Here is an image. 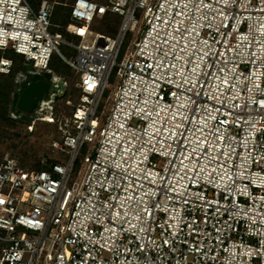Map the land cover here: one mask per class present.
<instances>
[{"label": "built area", "instance_id": "built-area-1", "mask_svg": "<svg viewBox=\"0 0 264 264\" xmlns=\"http://www.w3.org/2000/svg\"><path fill=\"white\" fill-rule=\"evenodd\" d=\"M57 4L0 0V73L18 54L16 93L55 90L9 117L59 133L46 169L0 155V264H264V0H72L71 37L120 16L88 46L50 31ZM53 54L80 72L72 106Z\"/></svg>", "mask_w": 264, "mask_h": 264}, {"label": "rangeland", "instance_id": "rangeland-1", "mask_svg": "<svg viewBox=\"0 0 264 264\" xmlns=\"http://www.w3.org/2000/svg\"><path fill=\"white\" fill-rule=\"evenodd\" d=\"M40 0H34V4L37 5ZM59 4L55 5L54 7V19H51L53 24H58L59 26H51V32H60L62 35L65 36L66 39L73 41L74 43H81L84 46H88L95 35L99 33H104L109 36H113L118 29L120 23V16L117 14H105L101 17L95 16L92 20L88 33L82 39L79 37H71L70 35L64 34L63 27L65 26V22L68 21V4L72 2V0H56ZM96 2H101L107 4L108 0H94ZM37 3V4H36ZM58 6V7H57ZM141 10H137L135 15L140 20L141 19ZM142 22L138 23V27H142ZM140 28H136L133 32H128L125 38V42L121 51L119 53L118 60L121 59L123 54H127L129 51L132 50L133 44L138 38ZM63 54L68 57H73L75 55V50L61 44L59 45ZM7 57H14L17 56L16 54L9 53L6 55ZM27 66V65H26ZM49 67L51 70L56 73L60 74L64 77V79L68 83V87L65 91V94L62 96L63 99L61 103L65 106H72L76 103L77 98L79 96V87L78 82L80 78V72H75L65 63H63L59 56L53 54ZM28 68V66H27ZM115 71L112 72L109 78V85L108 89L106 90L102 102L105 103V114H107L108 109L111 105V100L113 96V92L115 91L117 85L120 83V77L114 74ZM43 78L46 80L50 79V74H43ZM17 96L14 99V105L17 100ZM60 99V98H59ZM69 100L68 104H65V101ZM14 109V108H13ZM26 115V113H24ZM11 131H16L18 137L13 136L14 146H10L12 142L9 140L0 142V155L2 156L4 153H9L10 155L16 154L20 156L21 152H24V156L28 162H26V167H33L36 163L39 164H48L44 160L45 156H47L48 152V145L51 140L59 139V133L56 130V126L53 124H49L45 121H36L33 127H26V123L23 121L16 122V128L10 129ZM41 160H44L43 162ZM47 167V166H46ZM44 168V167H42ZM46 169V168H45ZM80 174H77V169L70 174L68 185L79 178Z\"/></svg>", "mask_w": 264, "mask_h": 264}, {"label": "trees", "instance_id": "trees-1", "mask_svg": "<svg viewBox=\"0 0 264 264\" xmlns=\"http://www.w3.org/2000/svg\"><path fill=\"white\" fill-rule=\"evenodd\" d=\"M29 1L33 5H35L33 3L34 0H29ZM52 19H54V12H53ZM69 19L70 18H69V13H68V21H69ZM65 24H66V22H65ZM16 55L17 56L12 57L13 65H12L10 72L7 74L0 73V142H4V141L9 140L10 142H12L10 144V146H12V147L15 145L13 142V136L18 137V135L16 134L17 133L16 131L14 132V131L10 130V129L16 128V122L9 117V112L12 108H14L17 112H20L16 109V107L14 105V99L17 96V93L15 92L16 84H15L14 79H15L17 72H19L20 70L27 69V66L23 60V57L21 55H18V54H16ZM42 75L43 74H41L38 78H43ZM58 75H60V74H58ZM50 77H51V75H50ZM43 79H45V78H43ZM23 153L24 152L20 153L21 155L19 158H20L21 163L26 167V162H28V161L25 158ZM48 163H50V160H48ZM46 166H47V164L36 163L32 168L42 169V167H44V169H45Z\"/></svg>", "mask_w": 264, "mask_h": 264}, {"label": "water", "instance_id": "water-1", "mask_svg": "<svg viewBox=\"0 0 264 264\" xmlns=\"http://www.w3.org/2000/svg\"><path fill=\"white\" fill-rule=\"evenodd\" d=\"M54 91L53 84L46 79H33L20 90L15 107L19 111L28 113L36 100L48 99V94Z\"/></svg>", "mask_w": 264, "mask_h": 264}, {"label": "snow or ice", "instance_id": "snow-or-ice-1", "mask_svg": "<svg viewBox=\"0 0 264 264\" xmlns=\"http://www.w3.org/2000/svg\"><path fill=\"white\" fill-rule=\"evenodd\" d=\"M101 11H103V9H101ZM0 202H2V201H0Z\"/></svg>", "mask_w": 264, "mask_h": 264}]
</instances>
